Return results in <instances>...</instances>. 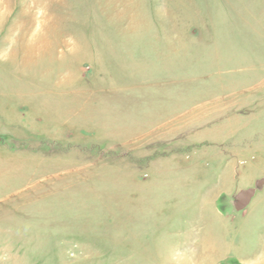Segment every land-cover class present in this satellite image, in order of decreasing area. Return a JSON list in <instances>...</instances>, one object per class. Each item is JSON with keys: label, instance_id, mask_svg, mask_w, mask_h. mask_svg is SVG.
Returning a JSON list of instances; mask_svg holds the SVG:
<instances>
[{"label": "rangeland", "instance_id": "rangeland-1", "mask_svg": "<svg viewBox=\"0 0 264 264\" xmlns=\"http://www.w3.org/2000/svg\"><path fill=\"white\" fill-rule=\"evenodd\" d=\"M0 264H264V0H0Z\"/></svg>", "mask_w": 264, "mask_h": 264}, {"label": "water", "instance_id": "water-1", "mask_svg": "<svg viewBox=\"0 0 264 264\" xmlns=\"http://www.w3.org/2000/svg\"><path fill=\"white\" fill-rule=\"evenodd\" d=\"M249 195H248V193L246 192V193H241V194H239V199H244V198H246V197H248ZM242 208V207H241Z\"/></svg>", "mask_w": 264, "mask_h": 264}]
</instances>
